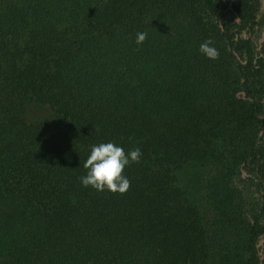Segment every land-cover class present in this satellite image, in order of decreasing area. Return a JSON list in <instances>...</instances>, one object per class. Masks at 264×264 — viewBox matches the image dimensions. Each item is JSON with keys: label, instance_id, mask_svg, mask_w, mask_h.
Segmentation results:
<instances>
[{"label": "trees", "instance_id": "trees-1", "mask_svg": "<svg viewBox=\"0 0 264 264\" xmlns=\"http://www.w3.org/2000/svg\"><path fill=\"white\" fill-rule=\"evenodd\" d=\"M259 12L260 0H0V264H264ZM109 141L142 152L123 194L80 182Z\"/></svg>", "mask_w": 264, "mask_h": 264}, {"label": "clouds", "instance_id": "clouds-1", "mask_svg": "<svg viewBox=\"0 0 264 264\" xmlns=\"http://www.w3.org/2000/svg\"><path fill=\"white\" fill-rule=\"evenodd\" d=\"M146 38V32H138L135 42L140 45ZM199 51L209 59L219 57V52L211 39L201 43ZM141 157L142 152L139 148L126 153L122 146L111 141L94 144L84 163L87 172L80 177V182L84 187L91 186L97 191L108 190L123 194L130 187V180L123 175V171L130 163L139 162Z\"/></svg>", "mask_w": 264, "mask_h": 264}, {"label": "rangeland", "instance_id": "rangeland-1", "mask_svg": "<svg viewBox=\"0 0 264 264\" xmlns=\"http://www.w3.org/2000/svg\"><path fill=\"white\" fill-rule=\"evenodd\" d=\"M237 13H234L235 16ZM255 25L253 26V29L250 31V38L254 42L256 48L260 52V54L264 55V0H260V12L255 20ZM220 177H222L220 175ZM260 193L259 189L254 186V187H249V192L248 194H244L243 198L244 200L248 202H252L255 199H259ZM248 203H243L242 205L247 206ZM245 237H247V233L243 230H238L235 231L233 240H231V243H228L227 247L228 252L231 255L236 254L235 246H238L240 249H242L244 243H245ZM260 249H261V254L264 255V238L260 242Z\"/></svg>", "mask_w": 264, "mask_h": 264}]
</instances>
